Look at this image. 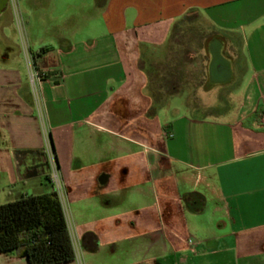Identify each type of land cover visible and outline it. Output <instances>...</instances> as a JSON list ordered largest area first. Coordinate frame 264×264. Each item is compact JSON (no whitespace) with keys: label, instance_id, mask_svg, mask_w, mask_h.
Returning a JSON list of instances; mask_svg holds the SVG:
<instances>
[{"label":"crops","instance_id":"0c3cea01","mask_svg":"<svg viewBox=\"0 0 264 264\" xmlns=\"http://www.w3.org/2000/svg\"><path fill=\"white\" fill-rule=\"evenodd\" d=\"M190 13L212 32L204 82L164 105L142 56ZM52 164L68 264H264V0H9L0 206L54 193Z\"/></svg>","mask_w":264,"mask_h":264},{"label":"trees","instance_id":"16d2710c","mask_svg":"<svg viewBox=\"0 0 264 264\" xmlns=\"http://www.w3.org/2000/svg\"><path fill=\"white\" fill-rule=\"evenodd\" d=\"M0 255L23 258L28 264L74 261L68 224L55 193L22 196L0 206Z\"/></svg>","mask_w":264,"mask_h":264},{"label":"rangeland","instance_id":"374dc122","mask_svg":"<svg viewBox=\"0 0 264 264\" xmlns=\"http://www.w3.org/2000/svg\"><path fill=\"white\" fill-rule=\"evenodd\" d=\"M210 32L211 29L198 15L190 13L176 24L166 45L153 47L143 54L141 63L148 70L149 85L154 93L162 96L164 105L168 102L167 95H171L173 87L180 82L181 92L185 95H194L204 82L205 46ZM239 66L245 70L241 57ZM230 90L232 88L227 93L230 94Z\"/></svg>","mask_w":264,"mask_h":264},{"label":"built area","instance_id":"2783aa9c","mask_svg":"<svg viewBox=\"0 0 264 264\" xmlns=\"http://www.w3.org/2000/svg\"><path fill=\"white\" fill-rule=\"evenodd\" d=\"M133 42L129 43V49L132 48ZM49 71L44 69H37L33 65L30 66L29 81L33 88L34 93L37 94L38 88L41 86L42 82L49 77ZM167 138H172L173 134L171 132L166 133ZM58 168L55 164H52L50 174L48 176L49 183L53 188L54 193L58 196L60 202L63 196V183L58 173ZM62 204V202H61Z\"/></svg>","mask_w":264,"mask_h":264},{"label":"water","instance_id":"95a60500","mask_svg":"<svg viewBox=\"0 0 264 264\" xmlns=\"http://www.w3.org/2000/svg\"><path fill=\"white\" fill-rule=\"evenodd\" d=\"M9 0H0V15L6 10Z\"/></svg>","mask_w":264,"mask_h":264}]
</instances>
